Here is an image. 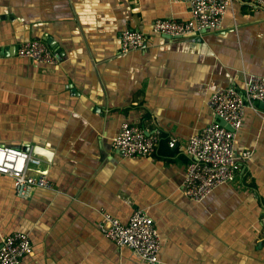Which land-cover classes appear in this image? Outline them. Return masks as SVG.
Returning a JSON list of instances; mask_svg holds the SVG:
<instances>
[{"label": "crops", "instance_id": "0c3cea01", "mask_svg": "<svg viewBox=\"0 0 264 264\" xmlns=\"http://www.w3.org/2000/svg\"><path fill=\"white\" fill-rule=\"evenodd\" d=\"M174 0H0V145L41 160L53 189L16 195L0 173V244L26 232L23 264H147L100 228L105 209L127 222L136 208L161 237L156 264H264V103L246 107L237 132L235 179L202 200L184 194L191 136L214 122L213 91L244 92L264 76V7L233 0L216 29L190 36L152 32L157 18L188 20ZM139 29L146 46L123 52L121 33ZM50 36L57 64L18 54ZM159 132L151 156H124L112 144L122 122ZM249 152L246 159L243 153Z\"/></svg>", "mask_w": 264, "mask_h": 264}, {"label": "built area", "instance_id": "2783aa9c", "mask_svg": "<svg viewBox=\"0 0 264 264\" xmlns=\"http://www.w3.org/2000/svg\"><path fill=\"white\" fill-rule=\"evenodd\" d=\"M190 6L188 20L173 18L155 19L152 32L168 37L190 36L202 29H216L233 0H174ZM254 6L264 7V0H247ZM120 46L123 52L146 46V34L139 29H125L121 33ZM18 54L35 62L57 64L58 51L42 40L23 41ZM244 92L233 87L220 88L208 98V106L213 113L224 119L232 129L217 121L205 126L191 136L186 146L189 162L186 165L184 194L192 200L200 201L216 187L232 182L239 170V157L235 152L237 132L241 129L245 108L253 107L258 100L264 103V76L251 74L245 80ZM160 141V133L147 131L129 121L122 122L118 134L113 138L114 148L124 156L138 157L153 155ZM176 140L171 139L173 147ZM249 152L242 155L246 159ZM41 160L30 151L0 145V173L13 178L16 195L30 197L37 188L53 189L54 183L43 173L32 174L29 165H39ZM100 228L105 237L117 246H127L147 264H156L161 248V237L153 218L141 208L131 213L127 222L101 210ZM30 236L23 231L7 235L0 244V264H23L26 255L32 254Z\"/></svg>", "mask_w": 264, "mask_h": 264}, {"label": "water", "instance_id": "95a60500", "mask_svg": "<svg viewBox=\"0 0 264 264\" xmlns=\"http://www.w3.org/2000/svg\"><path fill=\"white\" fill-rule=\"evenodd\" d=\"M45 41L52 49H54V50H56L58 52L60 51V48H59L57 42L55 40H53V38L48 36L47 38H45ZM18 48H19V46H18ZM0 53H2V50H0ZM59 57H60V54H59ZM215 121H217L219 124L225 126L228 129H232V127L224 119H222V118H220L218 116H216Z\"/></svg>", "mask_w": 264, "mask_h": 264}, {"label": "trees", "instance_id": "16d2710c", "mask_svg": "<svg viewBox=\"0 0 264 264\" xmlns=\"http://www.w3.org/2000/svg\"><path fill=\"white\" fill-rule=\"evenodd\" d=\"M160 142H161V143H167V144L169 143V142H168V139H167L166 137H164L163 135H160V141H159V144H160Z\"/></svg>", "mask_w": 264, "mask_h": 264}]
</instances>
